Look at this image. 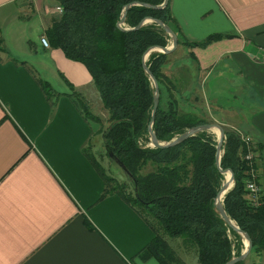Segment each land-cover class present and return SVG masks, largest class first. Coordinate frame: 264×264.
I'll use <instances>...</instances> for the list:
<instances>
[{
  "label": "crops",
  "instance_id": "0c3cea01",
  "mask_svg": "<svg viewBox=\"0 0 264 264\" xmlns=\"http://www.w3.org/2000/svg\"><path fill=\"white\" fill-rule=\"evenodd\" d=\"M57 5L0 0V264H161L141 252L154 235L150 221L117 193L104 194L89 158L96 127L74 97L103 107L89 71L40 43ZM170 7L182 40L227 34L178 48L193 53L199 78L216 80L213 90L223 80L243 91V104L229 110L235 120L216 119L262 143L254 178L264 195V0ZM263 263L264 250L254 253L253 264Z\"/></svg>",
  "mask_w": 264,
  "mask_h": 264
},
{
  "label": "trees",
  "instance_id": "16d2710c",
  "mask_svg": "<svg viewBox=\"0 0 264 264\" xmlns=\"http://www.w3.org/2000/svg\"><path fill=\"white\" fill-rule=\"evenodd\" d=\"M56 1L62 12L46 28L45 36L49 45L60 48L67 58L83 63L92 77L108 120V125L98 130L107 149L125 166L131 189L126 182L105 174L92 154L88 152V155L103 177L104 194L117 193L150 221L154 235L141 252L155 257L161 264H185L167 241L169 237L179 238L184 249H193L197 264H223L239 255L241 247L234 244L231 236L239 243L241 236L226 225L214 205V197L223 182V174L215 166V136L204 130L170 147L145 143L153 86L143 70L142 54L151 45H167L170 37L154 22L131 30L119 29L116 22L126 3L143 1L158 5L163 0ZM146 16L168 24L177 34L178 44L186 46L205 47L227 36L211 33L199 41L182 40L170 0L162 8L131 5L124 26L134 27ZM1 42L0 39V45ZM168 55L153 51L146 60L159 87L152 128L161 141L170 140L193 125L211 122L202 113L201 97L195 94L194 87L188 89V82L180 88L178 82L163 72ZM189 56L198 71L197 59L192 52ZM185 91L191 92L190 95ZM74 97L86 118L99 120L86 111L88 104L81 101L82 96L75 93ZM224 132L220 164L232 169L234 185L224 195L223 205L229 217L250 235V252L259 254L264 250V195L259 193L256 203H252L247 198L245 183L251 178L250 169L255 167L256 151L262 149V143L251 137L253 164H250L245 159L247 146L239 133L226 128ZM147 165L152 168L143 172Z\"/></svg>",
  "mask_w": 264,
  "mask_h": 264
},
{
  "label": "rangeland",
  "instance_id": "374dc122",
  "mask_svg": "<svg viewBox=\"0 0 264 264\" xmlns=\"http://www.w3.org/2000/svg\"><path fill=\"white\" fill-rule=\"evenodd\" d=\"M171 44V40L169 38L168 44ZM177 48L169 53L167 63L163 67V72L168 75L173 82L176 81L178 82V86L180 88H184L186 84L189 82V85L187 88L190 89L191 86L194 87V89L197 91L195 94L199 95L201 97V106H202V113L208 117L211 122H217L220 123L223 128L232 130L234 132H239L237 131L238 129H233L230 127V125H224L223 123L219 122L216 118H222V117H229L230 120L234 121L236 117H233L231 115V112L229 110L232 107H240L241 103L243 104L242 100L244 97H242L243 91L241 93H238L237 90H229L227 87L224 88L225 84H227V81H219L220 85L222 88L216 90L212 89L211 85L216 82V80L209 78V79H201L199 78V74L195 68V63L190 59L191 57L189 56V53L185 51L184 48ZM149 57V56H148ZM147 57V59H148ZM197 74V77L193 78L194 74ZM187 95H190L189 91H185ZM217 93V95H216ZM81 96V94L79 93ZM92 95H90L91 97ZM94 99V97H91ZM81 101H85L86 104H88V101L86 100L85 97L80 98ZM192 100V99H191ZM95 101V99L93 100ZM81 102V103H82ZM80 104V102H79ZM98 103L92 102L91 105H87L86 111L92 115H96L99 120L98 121H93L96 127L95 133H93V140L92 143L93 145L91 146V151L90 153L92 156L95 158L97 161L98 165L103 168V171L107 175H111L115 177L118 181H123L126 182L130 187V182L126 178V173L121 169V167L117 164V162L109 157L106 154V149H105V141L102 137L101 130L104 129L108 125V120H107V112L104 107H101ZM102 110V111H100ZM231 116V117H230ZM233 117V118H232ZM93 120V119H91ZM100 131H99V130ZM208 133H212L215 138L217 137V131L215 129L207 130ZM144 143V142H143ZM148 146L149 145V138L148 141L145 142ZM152 168L151 165H147L144 169L143 172H146ZM225 178L223 177V181ZM234 244L238 245L241 247V250L244 249L246 240L241 237V243L237 241L233 236H231ZM172 240L169 241V244L171 247L175 250L177 255H180L181 258L183 259L185 264H197V260L194 256V252L192 250L186 251L184 247L182 246L181 241L179 238H170ZM254 263V253L251 252L248 254L245 259L241 261V264H253Z\"/></svg>",
  "mask_w": 264,
  "mask_h": 264
},
{
  "label": "water",
  "instance_id": "95a60500",
  "mask_svg": "<svg viewBox=\"0 0 264 264\" xmlns=\"http://www.w3.org/2000/svg\"><path fill=\"white\" fill-rule=\"evenodd\" d=\"M168 0H163L162 3L158 4V5H154V4H150L147 2H143V1H132L129 3H126L125 5H123L122 7V11H121V15L120 18L118 19V21L116 22V26L121 29V30H131V29H137L139 27H141L142 25L148 23V22H154L156 23L158 26H160L161 28H163V30L169 35L170 40H171V44L170 45H151L149 46L142 54V67L143 70L146 72V74L148 75L152 86H153V103H152V108H151V116H150V120L147 126V130H148V138H149V145L152 147H158V148H164V147H170V146H174L180 142H182L183 140H185L187 137L192 136L197 134L200 131H204V130H211V129H217V137H216V145H215V166L218 169V171L222 174H224L225 172H229L230 177L229 179H227L226 181H223L220 185V187L218 188L216 195L214 197V205L215 208L219 214V216L224 220V222L226 223V225H228L231 229H233L235 232H237L241 237H243L246 240L245 243V247L243 250H241L239 255L236 256H232L228 261H226L223 264H234L236 262L242 261L243 259H245V257L248 255V253L251 251L252 248V240L250 235L244 231L243 229H241L236 222L231 219L229 217V215L227 214L224 205H223V197L224 195L233 187L234 185V173L232 171L231 168H223L220 164V159H221V153H222V145L224 142V137H225V132H224V128L220 123L217 122H207V123H202V124H197V125H193L191 127L186 128L183 132H181L180 134L175 135L174 137H172L170 140L167 141H161L157 138V136L155 135V132L152 128V124L154 121V117H155V113H156V109H157V105L159 102V87H158V82L156 77L153 75V73L151 72V70L149 69L148 65L146 64V60L147 57L149 56V54L153 51H158V52H163V53H171L172 51L175 50V48L178 45V38H177V34L172 30V28L164 23L162 20L155 18V17H151V16H146L143 17L138 23L137 25H135L134 27H126L124 26L125 24V15L126 12L128 10V8L133 5V4H139V5H144V6H148V7H154V8H162L167 4ZM106 150L108 151V155L114 159L117 164L121 167V169L128 174L125 166L123 165L122 162H120L117 158H115L113 156V153L111 151H109L107 149V146H105ZM228 188V189H227ZM224 192L223 197L221 198L222 193ZM264 264V263H263Z\"/></svg>",
  "mask_w": 264,
  "mask_h": 264
},
{
  "label": "built area",
  "instance_id": "2783aa9c",
  "mask_svg": "<svg viewBox=\"0 0 264 264\" xmlns=\"http://www.w3.org/2000/svg\"><path fill=\"white\" fill-rule=\"evenodd\" d=\"M55 10L58 13L62 12V7L61 5H57L55 7ZM40 43L45 46V47H49V42L46 38V36L42 35L40 36ZM240 135V138L243 140V142L246 144L247 146V152L245 154V159L248 160L250 162V164H253V151H251L250 146H251V141L252 138L250 135L242 133V132H238ZM254 166L251 167L250 171H251V178L246 179V183H245V188L248 191L247 193V198L249 201H252V203H256L258 194L260 193V187L257 185V183L255 182V178H254Z\"/></svg>",
  "mask_w": 264,
  "mask_h": 264
},
{
  "label": "bare ground",
  "instance_id": "6f19581e",
  "mask_svg": "<svg viewBox=\"0 0 264 264\" xmlns=\"http://www.w3.org/2000/svg\"><path fill=\"white\" fill-rule=\"evenodd\" d=\"M215 130L217 131V129H215ZM223 177L225 178L224 181H226L227 179H229V177H230L229 172H228V171L225 172V173L223 174ZM227 189H228V188H227ZM223 195H224V192L222 193L221 198L223 197Z\"/></svg>",
  "mask_w": 264,
  "mask_h": 264
}]
</instances>
